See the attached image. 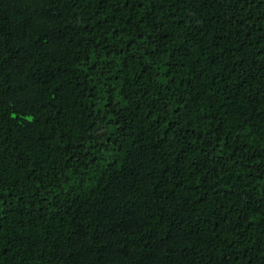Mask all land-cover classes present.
I'll use <instances>...</instances> for the list:
<instances>
[{"label":"trees","instance_id":"obj_1","mask_svg":"<svg viewBox=\"0 0 264 264\" xmlns=\"http://www.w3.org/2000/svg\"><path fill=\"white\" fill-rule=\"evenodd\" d=\"M0 264H264V0H0Z\"/></svg>","mask_w":264,"mask_h":264}]
</instances>
